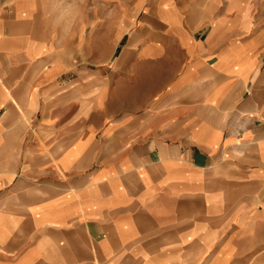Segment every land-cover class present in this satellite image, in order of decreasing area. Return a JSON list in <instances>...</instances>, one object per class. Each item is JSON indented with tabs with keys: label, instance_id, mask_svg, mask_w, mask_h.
Instances as JSON below:
<instances>
[{
	"label": "crops",
	"instance_id": "1",
	"mask_svg": "<svg viewBox=\"0 0 264 264\" xmlns=\"http://www.w3.org/2000/svg\"><path fill=\"white\" fill-rule=\"evenodd\" d=\"M231 1L137 0L66 74L0 0V264H264V11Z\"/></svg>",
	"mask_w": 264,
	"mask_h": 264
},
{
	"label": "rangeland",
	"instance_id": "2",
	"mask_svg": "<svg viewBox=\"0 0 264 264\" xmlns=\"http://www.w3.org/2000/svg\"><path fill=\"white\" fill-rule=\"evenodd\" d=\"M136 2L31 0L35 11L32 19L34 32L47 39L51 66L63 64L69 70L66 74L77 69H96V58L102 52L106 38L117 34ZM247 2L231 1L228 9H240L244 13L248 10ZM253 3L257 10L264 11V0H254ZM260 20L263 22L264 18Z\"/></svg>",
	"mask_w": 264,
	"mask_h": 264
}]
</instances>
